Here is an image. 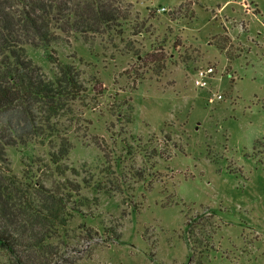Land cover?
Listing matches in <instances>:
<instances>
[{
	"label": "rangeland",
	"instance_id": "rangeland-1",
	"mask_svg": "<svg viewBox=\"0 0 264 264\" xmlns=\"http://www.w3.org/2000/svg\"><path fill=\"white\" fill-rule=\"evenodd\" d=\"M121 5L111 32L26 46L49 78L52 55L88 89L66 121L78 212L39 263L264 264V0ZM204 66L207 89L194 84ZM49 150L7 147L12 172L54 186Z\"/></svg>",
	"mask_w": 264,
	"mask_h": 264
},
{
	"label": "trees",
	"instance_id": "trees-1",
	"mask_svg": "<svg viewBox=\"0 0 264 264\" xmlns=\"http://www.w3.org/2000/svg\"><path fill=\"white\" fill-rule=\"evenodd\" d=\"M121 3L0 0V254L9 264H40L56 231L78 212L66 198L79 196L82 189V183L67 176L70 167L64 161L73 146L72 123L66 121L80 118L75 105L88 89L74 64L52 55L48 58L57 71L54 79L49 78L26 46L46 47L61 37L79 35L87 40L111 32L128 20ZM31 140L51 148L49 166L62 177L52 187L31 170L22 176L12 172L7 147Z\"/></svg>",
	"mask_w": 264,
	"mask_h": 264
},
{
	"label": "built area",
	"instance_id": "built-area-1",
	"mask_svg": "<svg viewBox=\"0 0 264 264\" xmlns=\"http://www.w3.org/2000/svg\"><path fill=\"white\" fill-rule=\"evenodd\" d=\"M215 75V67L204 66L196 70V76L194 78V84L198 88H209L211 86V79ZM223 99V95L217 91L212 92L209 97V102Z\"/></svg>",
	"mask_w": 264,
	"mask_h": 264
}]
</instances>
